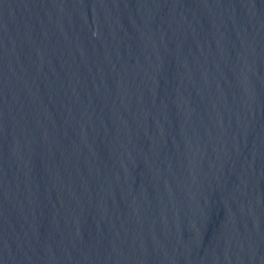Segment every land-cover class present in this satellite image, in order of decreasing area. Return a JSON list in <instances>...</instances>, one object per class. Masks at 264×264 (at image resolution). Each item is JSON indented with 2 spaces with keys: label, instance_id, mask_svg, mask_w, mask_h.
Segmentation results:
<instances>
[{
  "label": "water",
  "instance_id": "obj_1",
  "mask_svg": "<svg viewBox=\"0 0 264 264\" xmlns=\"http://www.w3.org/2000/svg\"><path fill=\"white\" fill-rule=\"evenodd\" d=\"M0 264H264V0H0Z\"/></svg>",
  "mask_w": 264,
  "mask_h": 264
}]
</instances>
